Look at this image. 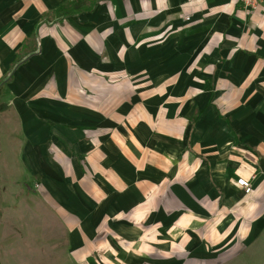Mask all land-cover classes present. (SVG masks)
Returning <instances> with one entry per match:
<instances>
[{"label": "crops", "instance_id": "0c3cea01", "mask_svg": "<svg viewBox=\"0 0 264 264\" xmlns=\"http://www.w3.org/2000/svg\"><path fill=\"white\" fill-rule=\"evenodd\" d=\"M0 130V264H264V4L0 0Z\"/></svg>", "mask_w": 264, "mask_h": 264}, {"label": "rangeland", "instance_id": "374dc122", "mask_svg": "<svg viewBox=\"0 0 264 264\" xmlns=\"http://www.w3.org/2000/svg\"><path fill=\"white\" fill-rule=\"evenodd\" d=\"M5 131L6 130H0V136L3 141L6 139ZM9 169L10 168H8V170ZM10 173L13 174V177L26 175L25 172H23V168L18 166L13 167L12 170L9 171V174ZM10 189L13 192H20L22 190L16 185H13ZM24 202L25 207L22 205L19 206V210L13 213L11 217L14 224L20 229L18 233L23 235L22 240H19V236L17 237L15 235L16 249L20 255L25 256L26 261L24 264H50L48 260L43 261V258H49L44 256L43 249L44 246L51 240L48 239L46 235L50 233L52 228L54 229L51 230V232L54 233L58 224L55 221L54 215L43 208L41 203L38 204L36 199L26 198ZM61 238L63 239V235ZM18 242L20 244H18ZM53 260L54 259H52V261ZM53 263L55 262L53 261L52 264ZM56 264H58V262Z\"/></svg>", "mask_w": 264, "mask_h": 264}, {"label": "built area", "instance_id": "2783aa9c", "mask_svg": "<svg viewBox=\"0 0 264 264\" xmlns=\"http://www.w3.org/2000/svg\"><path fill=\"white\" fill-rule=\"evenodd\" d=\"M241 5L249 11H256L261 8L264 4V0H239ZM238 187L242 188L245 193L251 194L252 193V186L250 180L241 177L236 181Z\"/></svg>", "mask_w": 264, "mask_h": 264}]
</instances>
